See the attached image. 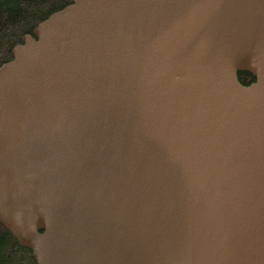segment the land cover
Segmentation results:
<instances>
[{"label":"water","instance_id":"1","mask_svg":"<svg viewBox=\"0 0 264 264\" xmlns=\"http://www.w3.org/2000/svg\"><path fill=\"white\" fill-rule=\"evenodd\" d=\"M31 34L0 225L35 264H264V0H72Z\"/></svg>","mask_w":264,"mask_h":264},{"label":"trees","instance_id":"2","mask_svg":"<svg viewBox=\"0 0 264 264\" xmlns=\"http://www.w3.org/2000/svg\"><path fill=\"white\" fill-rule=\"evenodd\" d=\"M72 0H0V66L11 59V49L31 36L35 27L71 3ZM238 82L246 86L253 78L239 72ZM0 264H35L31 252L21 248L12 235L0 225Z\"/></svg>","mask_w":264,"mask_h":264}]
</instances>
